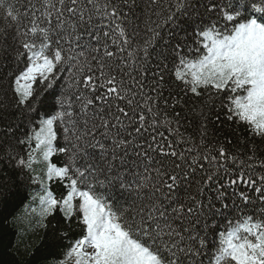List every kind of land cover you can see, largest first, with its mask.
Masks as SVG:
<instances>
[{"label": "snow or ice", "instance_id": "6c2138e0", "mask_svg": "<svg viewBox=\"0 0 264 264\" xmlns=\"http://www.w3.org/2000/svg\"><path fill=\"white\" fill-rule=\"evenodd\" d=\"M146 4L138 11V0H0V113L14 110L32 126L11 134L0 164L38 186L24 185L28 230L51 225L49 243L58 248L68 233L49 218L59 223V213L70 229L75 217L79 236L51 264H264V175L258 184L230 178L256 194L242 191L238 201L219 193L205 202L189 191L195 181L202 195L229 164L264 169V0ZM61 80L72 91L54 92L47 106L41 91ZM189 93L204 98L200 145L210 105L227 143L240 129L248 134L245 158L219 143L211 159L213 148L203 154L217 171L197 179L199 150L188 163L169 143L162 159L144 166L155 178L127 166L131 141L117 138L125 121L142 135L163 112L169 132L172 124L178 130ZM37 105L43 116L31 115ZM57 154L67 156L62 166L52 162ZM23 196L21 184L0 182V208ZM24 235L17 234L18 252Z\"/></svg>", "mask_w": 264, "mask_h": 264}, {"label": "trees", "instance_id": "16d2710c", "mask_svg": "<svg viewBox=\"0 0 264 264\" xmlns=\"http://www.w3.org/2000/svg\"><path fill=\"white\" fill-rule=\"evenodd\" d=\"M13 2H15V0H13ZM138 2L140 3V9H138V11H143L147 6L146 0H138ZM160 7L167 8V0H161ZM153 18L155 19V17ZM64 76L67 78L69 74L64 73ZM146 76L150 78L151 72L147 73ZM69 83L70 81L65 82L64 80H61L54 85V89L46 91L42 90L41 98L45 101V104L51 106L53 104L54 92L59 93L62 88L68 89L70 93L72 89H69ZM145 91H148V89L145 88ZM185 101L184 112L186 114V120L181 122L183 126L179 127L178 130L177 126L172 124L170 126L173 129L171 133L169 132V125L163 123L165 119L163 112H161L156 126H150L146 130H142V135L136 133L135 128L125 121L126 126L119 129V136L117 138H125L128 141H131V144L126 146L127 155L124 157L127 166L136 167L139 165L137 169L139 172L155 178V172L152 171L151 168L146 171L144 166L153 165L157 160L162 159L159 155V149L163 147L165 151H169L167 148V144L169 143L173 144L174 149L177 152L185 153L188 163H192V158L197 155V149L199 150L201 154L200 159H198L193 165L196 168L197 179H199L200 176L206 178L208 174L217 171L211 164L204 161L203 154L208 148H213V152L209 156V159H211V155L216 154L215 148L219 146V143L225 144L229 153L240 155L242 159L245 158L244 153L246 146L242 141L248 134L243 129H240L238 132L228 136L231 143H227L224 139L225 132L220 130V126L215 118L216 108H212L210 105L204 106V112L209 116V119L207 121V135L204 138V144L201 146L199 132L202 117L200 111L201 106L204 105V98H199L198 100L189 93L188 96L185 97ZM44 111V108L37 105V111L31 113V115L43 116ZM19 121V115L18 113H15L14 110H10L7 114L0 113V148H6L8 144L14 142L15 138L12 137V133H15L16 136L19 137L23 135L28 128L32 127L28 124L26 119L23 120L22 123ZM9 124L12 125L10 131L7 128V125ZM35 129H39V120L35 121ZM116 131V129H113L114 134ZM161 133H163V138L160 135ZM181 136L187 141V143H176L177 140H180ZM153 137H155V139H153ZM58 143L63 144V141L61 140ZM19 147L21 149L24 148V146ZM260 147L261 149H264V145H261ZM188 148H192L193 151L189 153L187 151ZM120 155H124L123 149L120 151ZM65 161H67V156L62 154L54 155L52 158V162L56 163L58 166H62ZM117 163L119 164V160ZM201 166L204 168L203 172L200 170ZM170 167L171 163L169 162V168ZM185 167H187V164ZM227 169V172L223 169L219 170L217 178L211 185L205 188L202 195L196 193L195 181L193 182V187L189 189V191L196 194L197 199H202L205 202L215 199L219 193H223L224 199L228 202L238 201L242 191L249 195H256L251 188H247L245 185L240 184L239 181L235 185H230L228 181L230 178L236 179L239 175L243 174L245 179H248L249 176H251L252 179H257L258 184V177L264 175V169L258 167H245L241 170L231 164L227 165ZM5 179H7L9 184H21V190L24 191V196L16 201L14 205L0 208V264H51V259L54 257L63 259L62 252L67 250L65 246L70 243L72 238L79 236L80 230L76 227L75 217L73 218L72 227L70 229L68 222H65L59 213L56 214L57 219L60 221L59 223L51 217L49 218L53 225L62 230H66L68 233V238L64 239L63 244L60 247L52 248L49 243L51 225L49 228L45 229L37 227L33 223V230H28V221L32 218L24 216V206L29 202L28 192L25 190L24 185H27L28 188L38 186H32L31 182L27 179L21 181L19 175L13 173L6 164H0V182ZM51 190H53L54 193L59 191L55 186H53ZM192 203L194 205V202ZM37 204H33L32 207H36ZM18 215L22 217V220L14 223L13 218ZM45 222L47 223L48 221ZM22 229L26 231V235L23 237V245L18 252L16 248L17 234ZM45 256L49 257L47 262L43 259Z\"/></svg>", "mask_w": 264, "mask_h": 264}]
</instances>
